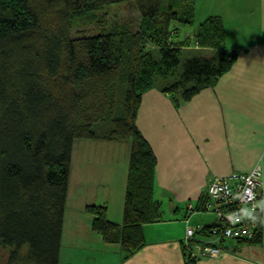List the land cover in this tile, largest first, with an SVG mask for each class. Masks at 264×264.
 I'll use <instances>...</instances> for the list:
<instances>
[{
    "label": "trees",
    "instance_id": "obj_1",
    "mask_svg": "<svg viewBox=\"0 0 264 264\" xmlns=\"http://www.w3.org/2000/svg\"><path fill=\"white\" fill-rule=\"evenodd\" d=\"M122 1L129 0H0V248L7 250L5 264H59L78 140L128 144L121 222L108 219L102 204L86 203L83 211L91 216V229L119 243L124 257L139 249L142 226L162 220L160 202L153 198L156 157L135 123L143 93L153 88L155 76L178 64L182 46L193 43L213 51L186 59L178 78L161 89L175 107L215 85L237 58V51L225 48V25L217 15L200 21L192 37L175 40L176 24L193 23L191 0H130L139 13L136 27L123 24L92 35L75 27L87 11ZM103 121L111 130L95 133L93 125ZM206 201L204 191L192 210L213 213L205 210ZM186 218V225H201L188 245L182 240L187 262L208 240L228 251L231 241L246 243L212 235L211 229L221 225L216 217L194 225ZM261 241L258 232L247 243Z\"/></svg>",
    "mask_w": 264,
    "mask_h": 264
},
{
    "label": "crops",
    "instance_id": "obj_2",
    "mask_svg": "<svg viewBox=\"0 0 264 264\" xmlns=\"http://www.w3.org/2000/svg\"><path fill=\"white\" fill-rule=\"evenodd\" d=\"M191 2L196 12H202L199 22L209 15L221 17L225 48L238 55L215 85L201 89L178 107L155 87L141 97L135 123L156 157L153 198L160 202L162 220L144 224V244L124 257L119 243L106 241L91 229V216L83 208L86 203L105 205L107 218L120 223L127 166L119 172L106 171L105 165L95 163L91 169L72 168L69 190L90 177L102 187L104 179L113 183L115 190L108 185L101 188L102 202L99 192H92L94 196L78 193L74 201L67 197L59 264H264V241H231L230 250L220 257L195 256L187 262L185 256L184 218L191 225L212 221L207 212L187 210L205 191L209 177L248 172L261 164L264 195V0H247L249 14L244 13L243 0L241 4L238 0ZM248 17L251 30L244 33L238 18ZM194 20L188 25L176 24L175 40L192 37L199 22L191 30L184 28ZM179 27L184 29L180 35Z\"/></svg>",
    "mask_w": 264,
    "mask_h": 264
},
{
    "label": "rangeland",
    "instance_id": "obj_3",
    "mask_svg": "<svg viewBox=\"0 0 264 264\" xmlns=\"http://www.w3.org/2000/svg\"><path fill=\"white\" fill-rule=\"evenodd\" d=\"M242 0H238L237 4H241ZM178 2H172V6L176 9L180 10V7L177 6ZM244 6L246 10L244 13H250V7L247 5V0H243ZM177 6V7H176ZM193 8V19L194 24L185 27V30H191L195 24L199 21V15L202 12H196L194 10V5L190 4ZM241 11V8H238ZM243 13V10H242ZM138 11L134 7L132 1H122L115 2L104 5L103 7L96 10L87 11L83 17L79 20H76L75 27L78 30H81V34L84 35H92L101 32H106L115 26H122L126 24V26H137L139 21ZM238 18L240 23H242V28L244 33L251 30V20L250 18ZM227 20V19H226ZM223 21V20H222ZM224 24V22H223ZM225 25V24H224ZM73 28L72 30H74ZM182 27H179L178 34L184 31ZM191 46H197L196 44L191 43ZM196 55H205L210 56V53L207 51L196 50L193 48H188L187 46H182L180 48V57L178 64L169 72L164 75H157L153 81V87L158 89L161 92V89L166 87L167 85L172 84L179 76L181 72L182 63L193 56ZM174 96L177 95V91L171 90ZM162 93V92H161ZM169 97V96H168ZM170 99V98H169ZM171 100V99H170ZM112 125L108 121L95 123L92 127L93 131L98 134L107 133L111 130ZM127 154H128V144L125 141H107V140H78L74 143V150L72 155V168L76 170L78 167L84 169V167H90L95 163L98 167L102 165L106 166V171L110 170L112 172H119L121 168L127 166ZM109 165H113L114 167L110 169ZM90 169H88V173H90ZM74 179V177H73ZM104 183L103 187L108 185V188H113V183H106L105 179L102 180ZM73 183V180H72ZM106 184V185H105ZM115 186V185H114ZM99 187V189H98ZM102 185H96L94 180L90 177L88 182H83V185L79 182L75 185V189L72 190V187L69 190L68 197L70 201H74V195L78 193H83L86 196H94L92 192H96L99 196V201L102 202L103 197L101 191L103 188ZM97 190V191H92ZM84 200L89 201L92 197H83ZM96 204V203H95ZM207 215L210 217V220L214 219L215 215L213 213L207 212ZM233 243H236L235 241ZM244 251V250H243ZM7 258V250L0 248V264H5Z\"/></svg>",
    "mask_w": 264,
    "mask_h": 264
},
{
    "label": "built area",
    "instance_id": "obj_4",
    "mask_svg": "<svg viewBox=\"0 0 264 264\" xmlns=\"http://www.w3.org/2000/svg\"><path fill=\"white\" fill-rule=\"evenodd\" d=\"M263 169L256 164L248 172L233 171L222 176L209 177L205 186L207 201L205 210L211 211L220 226L211 229L212 235L234 240L250 239L258 229H264ZM189 211L192 206L188 205ZM186 225L185 245L194 236L196 228ZM207 241V240H206ZM226 248L211 243L209 240L191 255L220 257Z\"/></svg>",
    "mask_w": 264,
    "mask_h": 264
},
{
    "label": "bare ground",
    "instance_id": "obj_5",
    "mask_svg": "<svg viewBox=\"0 0 264 264\" xmlns=\"http://www.w3.org/2000/svg\"><path fill=\"white\" fill-rule=\"evenodd\" d=\"M258 232H260L262 241H264V229H258V230H256L255 233H254V235H253V237L250 238V239H240L239 241H245L246 243L247 242H250L251 240H253V238L255 237L256 233H258Z\"/></svg>",
    "mask_w": 264,
    "mask_h": 264
}]
</instances>
